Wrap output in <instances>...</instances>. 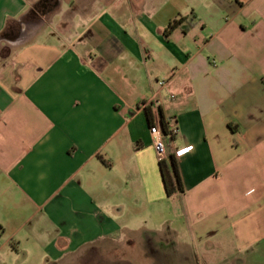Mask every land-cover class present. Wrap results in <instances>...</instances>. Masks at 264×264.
Returning <instances> with one entry per match:
<instances>
[{
  "label": "crops",
  "instance_id": "obj_1",
  "mask_svg": "<svg viewBox=\"0 0 264 264\" xmlns=\"http://www.w3.org/2000/svg\"><path fill=\"white\" fill-rule=\"evenodd\" d=\"M99 242L152 264L264 257V0H0V264Z\"/></svg>",
  "mask_w": 264,
  "mask_h": 264
},
{
  "label": "rangeland",
  "instance_id": "obj_2",
  "mask_svg": "<svg viewBox=\"0 0 264 264\" xmlns=\"http://www.w3.org/2000/svg\"><path fill=\"white\" fill-rule=\"evenodd\" d=\"M94 0H78L79 4L89 7ZM132 2L134 0H131ZM167 151H169V140H165ZM97 248V249H96ZM112 251L104 252L105 244L98 243L97 245H90L82 250L66 255L62 260L55 264H152L147 254L141 248H124L116 242L112 246ZM99 249V251H98ZM102 251V252H101ZM221 257V254H219ZM220 260L214 261L213 264H221ZM204 264V262H203ZM250 264H264V257H259L252 260Z\"/></svg>",
  "mask_w": 264,
  "mask_h": 264
},
{
  "label": "trees",
  "instance_id": "obj_3",
  "mask_svg": "<svg viewBox=\"0 0 264 264\" xmlns=\"http://www.w3.org/2000/svg\"><path fill=\"white\" fill-rule=\"evenodd\" d=\"M184 19L185 18H180L178 20L172 21L167 26L165 30V35H169L172 31H174L177 27H179L183 23ZM145 110H146L149 120L151 121L152 119L151 106L147 107ZM160 125H161L163 135L165 137L169 136L170 135V131H169L170 122L166 121L164 117H161ZM173 137L174 135H170V137L166 139H168L169 141H172ZM159 166L161 169V174L163 177L167 195L172 196L176 193L183 192V185H182L181 178L178 172L176 155L172 151H168L166 158L159 161Z\"/></svg>",
  "mask_w": 264,
  "mask_h": 264
},
{
  "label": "built area",
  "instance_id": "obj_4",
  "mask_svg": "<svg viewBox=\"0 0 264 264\" xmlns=\"http://www.w3.org/2000/svg\"><path fill=\"white\" fill-rule=\"evenodd\" d=\"M158 84L160 87H164L166 82L160 81V82H158ZM170 97H171V99H174L175 95H171ZM157 98H158V95L156 94L155 96H153L152 99L143 102L141 104V107L146 109L152 103L156 102ZM169 131H170V135H175L177 133L176 126L174 124H170L169 125ZM150 134H151V138H152L153 147L155 148L159 159L162 160V159L166 158L167 147H166L165 140H166V138H169L170 135L166 136V137L163 135L161 125L159 123H154L153 125H151Z\"/></svg>",
  "mask_w": 264,
  "mask_h": 264
}]
</instances>
